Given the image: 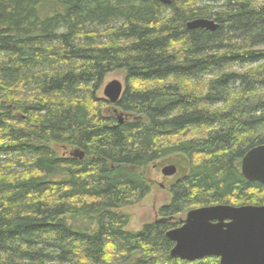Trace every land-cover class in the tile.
<instances>
[{"label": "trees", "instance_id": "obj_1", "mask_svg": "<svg viewBox=\"0 0 264 264\" xmlns=\"http://www.w3.org/2000/svg\"><path fill=\"white\" fill-rule=\"evenodd\" d=\"M114 71L124 118L98 95ZM262 144L264 1L0 0V264H220L173 257L167 232L199 207L264 205L241 170ZM172 155L187 171L169 202L128 230L118 210Z\"/></svg>", "mask_w": 264, "mask_h": 264}, {"label": "water", "instance_id": "obj_2", "mask_svg": "<svg viewBox=\"0 0 264 264\" xmlns=\"http://www.w3.org/2000/svg\"><path fill=\"white\" fill-rule=\"evenodd\" d=\"M161 1L170 3V0ZM187 27L216 31L219 23L199 18L188 22ZM124 90L123 83L114 80L105 86L104 94L108 101L116 104ZM71 154L84 157L79 150ZM241 170L247 180L264 184V144L251 148L244 155ZM162 172L165 176H173L177 167L168 165ZM167 237L175 243L171 255L182 260L213 256L219 258L220 264H264V205L199 207L189 211L182 225L169 230Z\"/></svg>", "mask_w": 264, "mask_h": 264}, {"label": "rangeland", "instance_id": "obj_3", "mask_svg": "<svg viewBox=\"0 0 264 264\" xmlns=\"http://www.w3.org/2000/svg\"><path fill=\"white\" fill-rule=\"evenodd\" d=\"M261 1L263 2L264 0ZM114 80L121 81L123 83L124 89L126 87V75L123 71H114L108 73L98 93L99 97L104 101H108L104 94V88L108 83ZM108 102L112 104L110 101ZM107 106H109L110 110L114 111L115 114L117 113L116 115H119L123 118L125 117V113H123L122 111H118L115 108V104L107 105ZM55 148L62 154L66 153L63 146L62 147L55 146ZM72 151L75 150L69 151L68 155H70ZM7 158H11V157L8 156ZM7 160L8 159H6V157L0 155V163L6 165L8 164V166H10L11 162ZM186 164L187 163L185 159L182 157V155H172L171 157L163 161L161 160L152 163L150 166L142 170L143 173L146 174V177L149 180V182L152 184V191L140 202L134 205L123 207L118 210V212L130 216L131 221L127 228L128 230L138 231L142 229V227L146 223H150L155 221L156 219H159L158 212L160 208L166 205L171 198L170 190H169L170 186L174 182V180H176L179 176H181L187 171ZM168 165H175L177 167V173L175 175L165 176L163 174L162 172L163 168ZM185 218H186V214L180 216L179 219H181L182 222Z\"/></svg>", "mask_w": 264, "mask_h": 264}, {"label": "bare ground", "instance_id": "obj_4", "mask_svg": "<svg viewBox=\"0 0 264 264\" xmlns=\"http://www.w3.org/2000/svg\"><path fill=\"white\" fill-rule=\"evenodd\" d=\"M19 110V109H18ZM12 121V120H11Z\"/></svg>", "mask_w": 264, "mask_h": 264}]
</instances>
